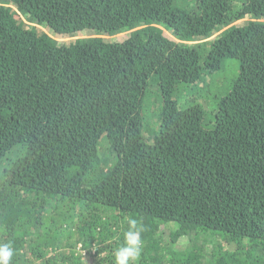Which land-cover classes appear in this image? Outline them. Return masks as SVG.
Segmentation results:
<instances>
[{"label":"trees","instance_id":"1","mask_svg":"<svg viewBox=\"0 0 264 264\" xmlns=\"http://www.w3.org/2000/svg\"><path fill=\"white\" fill-rule=\"evenodd\" d=\"M127 217L137 264H264V0H0L11 264H114Z\"/></svg>","mask_w":264,"mask_h":264},{"label":"clouds","instance_id":"2","mask_svg":"<svg viewBox=\"0 0 264 264\" xmlns=\"http://www.w3.org/2000/svg\"><path fill=\"white\" fill-rule=\"evenodd\" d=\"M126 223L123 240L112 252L114 264H137L141 256L142 221L136 217H127ZM14 254L11 243H0V264H11Z\"/></svg>","mask_w":264,"mask_h":264},{"label":"rangeland","instance_id":"3","mask_svg":"<svg viewBox=\"0 0 264 264\" xmlns=\"http://www.w3.org/2000/svg\"><path fill=\"white\" fill-rule=\"evenodd\" d=\"M124 34H125V33H124ZM236 63H237V62H236ZM166 236L168 237L167 233H165V237H166Z\"/></svg>","mask_w":264,"mask_h":264}]
</instances>
